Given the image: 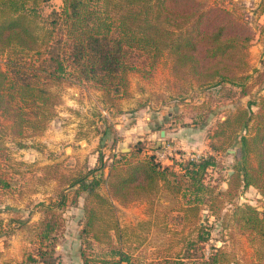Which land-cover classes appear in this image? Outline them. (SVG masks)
<instances>
[{"label": "trees", "instance_id": "1", "mask_svg": "<svg viewBox=\"0 0 264 264\" xmlns=\"http://www.w3.org/2000/svg\"><path fill=\"white\" fill-rule=\"evenodd\" d=\"M31 1L28 6L27 0H0V118L10 121L16 137L36 135L45 129L60 102L57 87L64 83L91 85L107 93L113 91L118 98L125 96L127 75L133 69L128 62L131 50L147 55L151 63L167 56L174 76L186 77L198 88L234 83L245 78L249 68L248 47L253 35L246 27L248 21L206 0H62L50 27L36 20L37 6L48 0ZM255 106L256 111L237 107L232 117L220 121L212 135L220 139L210 145L214 152L235 145L234 173L225 190L215 192L214 185L209 187L203 181L205 171L214 164L212 153L164 164L153 154L133 158L141 153L139 149L120 151L121 156L112 158L108 165L106 178L98 172L102 165L73 177L68 187L77 186L75 192L85 193L90 202L85 207L83 232L96 241L110 242L112 235L119 233L113 200L127 204L164 189L182 198L176 210L194 224L195 241L202 243L209 233L199 224L203 209L198 192L208 190L206 204L211 214L222 207L223 199L219 198L228 195L231 199L237 187H254L264 200V96ZM101 133L100 140L107 132ZM3 150L0 131V155ZM6 174L0 164L1 187L10 185ZM102 183L107 184L108 195L99 192ZM64 198L62 194L58 206ZM46 210L52 212V206ZM230 218L234 230L248 237L254 264H264V204L261 209L238 204ZM40 226V243L48 241L53 251L59 226L53 212ZM235 247L230 232L224 244L215 246L203 263L243 264ZM95 261L121 264L122 258ZM38 262L54 264L51 252L39 248L25 264Z\"/></svg>", "mask_w": 264, "mask_h": 264}, {"label": "rangeland", "instance_id": "2", "mask_svg": "<svg viewBox=\"0 0 264 264\" xmlns=\"http://www.w3.org/2000/svg\"><path fill=\"white\" fill-rule=\"evenodd\" d=\"M206 1L231 10L248 21L246 27L253 39L248 47L249 68L243 74L245 78L234 83L198 88L186 77L174 76L167 56L151 63L147 55L131 50L128 62L133 69L127 75L125 96L118 98L113 91L107 93L91 85L64 83L57 87L60 102L54 107L45 129L27 137L13 135L10 121L0 118L1 141L5 148L0 155V164L10 181L8 187L0 186V264H25L28 256L37 254L39 248L51 252L54 264H58L61 262V254H58L60 245L65 254L70 255L74 249L77 250L83 264H100L95 260L120 258L121 264H204L203 260L215 246L224 244L230 232H233L241 262L254 264L253 248L248 237L234 230L230 218L238 204L248 203L259 209L263 207L264 200L254 187H237L231 199L228 195L220 197L223 203L216 214L207 210L208 190L198 192L203 209L199 224L204 225L209 233L208 240L202 243L195 241L194 224L184 220L176 210L182 198L174 197L164 189L127 204L113 200L119 233L113 234L110 242L96 241L83 232L85 207L90 202L85 193L75 192L77 186L68 187L70 180L80 172L99 165L103 169L98 172L106 178L108 165L112 158L121 156L120 151L139 149L141 153L133 156L138 159L154 153L156 147L152 146L158 138L157 133L155 138H145L140 134L118 144L116 137L120 138L117 134L122 130L114 129V124L127 126L138 117H141L140 120L145 116L156 119L162 113L167 122L159 127L164 130L173 127L170 123L172 119H176L182 128L192 125L198 130L195 137L199 140L198 144L187 154L208 156L212 153L214 164L205 171L203 181L209 187L214 185L215 192L227 188V182L234 173L235 145L229 144L228 149L219 152H214L210 145L212 141L216 144L220 141L212 135L224 117H232L237 107L256 111L255 102L264 96V60L255 58L251 49L256 36V23H260L259 13L264 11V0ZM31 4L32 1L27 0V5ZM61 4L62 0L40 3L36 9L39 15L36 20L50 27L49 22L56 16ZM143 121L147 122L146 119ZM103 130L107 133L100 140ZM167 139L166 143L173 144L175 148L183 146L181 142L177 144L175 140ZM185 139V136L181 137V140ZM121 145H127L124 148L129 150H119ZM178 149L176 151H182ZM99 155L101 161L98 160ZM98 190L103 195L109 194L106 183H102ZM185 192L194 198L189 191ZM62 194L65 195L64 202L58 206ZM148 198L152 201L151 205ZM48 206H52L59 222L53 251L48 241L40 243L38 236L40 222L52 213L46 210ZM18 236L20 245L21 241L25 243L21 260L7 256L17 244ZM48 240L52 242V239ZM200 246V249L197 248ZM37 258L40 257L37 255Z\"/></svg>", "mask_w": 264, "mask_h": 264}, {"label": "crops", "instance_id": "3", "mask_svg": "<svg viewBox=\"0 0 264 264\" xmlns=\"http://www.w3.org/2000/svg\"><path fill=\"white\" fill-rule=\"evenodd\" d=\"M258 20L260 21V23H256V26H257L256 36H255V40L253 43L254 45L252 46L251 49L254 53L255 58L259 57V58L264 60V11L259 13V19ZM258 65H259V63H258ZM261 67H262V65H261ZM139 114H140V111H139L138 115ZM140 119H141V117H138L135 122H133L132 124L127 125V126L115 123L114 129H117L119 131L122 130L121 131L122 133L117 134L118 136H120V138L116 137V143L120 144L123 141L131 140V138L132 139L137 138L140 134H142L143 137H145V138H155V134L157 133L158 138L156 137L157 138L156 143L152 147H156L160 143L166 142L167 138H171L172 140H175L177 144H180V142H181V144H183V146L179 145L182 147L177 146L175 148V146H174L175 149L179 148L178 150H182V152L188 153L189 151H193V148L195 147V145L198 144L199 140H198V138H195L196 136H198V132H197L198 130H196L195 128H192V125L188 128H182L179 124H177L176 119H172L170 121V123H172L171 126H173V127L170 128L169 130H166V129L164 130V129L159 127L160 125H165V123L167 122L165 117L162 115V113H159L157 115L156 119L151 118L149 116H145L144 118H142V120H140ZM143 119H146L147 122H144ZM152 119H153V121H152ZM161 131H164L163 136L161 135ZM182 136L186 137L185 141L181 140ZM138 139H140V137ZM182 141L184 143H182ZM124 147H127V145L118 146L119 150H122ZM24 245H25V243H22V241H21V245H20V239L18 236L17 244L14 245V247H12V249L7 254V256H13L15 259L21 260ZM62 249H63V247H62V245H60L58 254H61V256H60L61 262L58 264H83L79 253H77V250L74 249V251L71 252L69 255V254H65L63 252L64 250H62Z\"/></svg>", "mask_w": 264, "mask_h": 264}, {"label": "built area", "instance_id": "4", "mask_svg": "<svg viewBox=\"0 0 264 264\" xmlns=\"http://www.w3.org/2000/svg\"><path fill=\"white\" fill-rule=\"evenodd\" d=\"M176 150L177 149H175L173 145L164 142L156 146V150L152 154L155 155L157 160H159L161 163L164 164L172 162L173 159L178 161L185 158L196 159L200 156L199 154H194V153L187 154L186 152H183V154L180 155ZM172 152L173 154H171ZM166 154H169L170 156L169 155L166 156Z\"/></svg>", "mask_w": 264, "mask_h": 264}, {"label": "water", "instance_id": "5", "mask_svg": "<svg viewBox=\"0 0 264 264\" xmlns=\"http://www.w3.org/2000/svg\"><path fill=\"white\" fill-rule=\"evenodd\" d=\"M161 135L162 136L164 135V131H161ZM122 150L126 151V150H129V148H123ZM229 173H231V171H229Z\"/></svg>", "mask_w": 264, "mask_h": 264}]
</instances>
